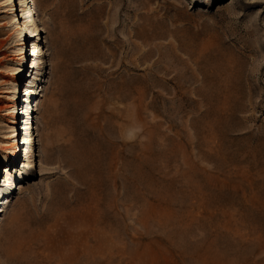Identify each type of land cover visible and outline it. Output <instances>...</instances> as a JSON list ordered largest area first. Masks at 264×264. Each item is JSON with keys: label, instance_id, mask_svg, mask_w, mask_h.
Segmentation results:
<instances>
[{"label": "rangeland", "instance_id": "374dc122", "mask_svg": "<svg viewBox=\"0 0 264 264\" xmlns=\"http://www.w3.org/2000/svg\"><path fill=\"white\" fill-rule=\"evenodd\" d=\"M23 3L0 264H264V0Z\"/></svg>", "mask_w": 264, "mask_h": 264}, {"label": "bare ground", "instance_id": "6f19581e", "mask_svg": "<svg viewBox=\"0 0 264 264\" xmlns=\"http://www.w3.org/2000/svg\"><path fill=\"white\" fill-rule=\"evenodd\" d=\"M20 4L23 6V9H22V11H23V15H24V17H26V16H27V11H25L23 0H20ZM26 30H29V28H27V26L25 27V31H26ZM27 32H28V31H27ZM26 35H27V34H26ZM15 147L18 148V143L15 144Z\"/></svg>", "mask_w": 264, "mask_h": 264}]
</instances>
